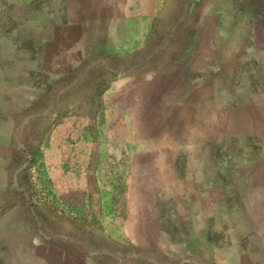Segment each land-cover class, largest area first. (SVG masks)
<instances>
[{
    "label": "crops",
    "instance_id": "1",
    "mask_svg": "<svg viewBox=\"0 0 264 264\" xmlns=\"http://www.w3.org/2000/svg\"><path fill=\"white\" fill-rule=\"evenodd\" d=\"M240 5L239 0H0V264L122 262L106 236L86 234L80 241L69 235L74 214L59 225L58 209L32 204L34 198L16 180L21 167H15V152L21 149L22 127L34 117L24 108L46 88L53 103L59 80L84 69L86 59L154 53L179 57L152 65L138 62L140 57L129 70L107 64L113 74L102 85L97 116L76 112L73 100L63 104L61 114L53 105L45 112L54 119L47 142L54 180L67 185L81 180L74 179L70 161L63 168V150L67 158L70 152L83 159L91 152L90 169L97 156L114 163L111 188L97 180L98 190L83 195L111 200L116 219L103 220L108 213L102 211L98 222L82 218L81 225L115 232L113 242L131 245L137 258L155 264H264V26L262 62L254 64L237 57L256 47L239 53L233 43L219 49L200 42L218 37V24L230 22ZM217 8H223L221 16ZM250 31L245 37L256 38ZM239 32L228 30L224 37L238 38ZM181 38L193 42L177 50ZM156 39L164 40L159 48ZM236 98L246 102L244 108L234 107ZM250 98H262V106H255L262 111V160L253 164L260 177L253 183L262 184L253 191L242 186L237 196L242 208L235 211L233 202L230 208L225 202L236 199L234 192L219 191L226 177L235 180L228 171L235 159L220 152L232 151L229 141L235 137L250 135L248 125H238L247 123ZM238 145L249 182L250 156L245 144ZM251 199L262 200V225L255 234L260 242L254 244ZM225 216L226 230L236 228L228 241L215 228ZM49 221L57 233L47 232Z\"/></svg>",
    "mask_w": 264,
    "mask_h": 264
},
{
    "label": "rangeland",
    "instance_id": "2",
    "mask_svg": "<svg viewBox=\"0 0 264 264\" xmlns=\"http://www.w3.org/2000/svg\"><path fill=\"white\" fill-rule=\"evenodd\" d=\"M241 5L233 8L235 11L234 14H227L230 17V22L223 20L218 24V30H220L218 37L216 35L212 39L208 40H200V42H210L211 44H217L219 49H225L233 43L238 49L237 52H247L251 47H256V51H249L251 54L249 56L238 55V59L242 60V58L248 57L246 63L254 64L257 61L262 62V27L264 26V0H239ZM215 9V8H213ZM219 11V16L223 13V8H217ZM216 12V11H215ZM190 15L195 17L194 12L190 13ZM227 19V17H225ZM190 29V28H188ZM240 31L238 33V38H226V31ZM247 30H251L250 32H254L256 38L245 37V33ZM189 31V30H188ZM231 35V34H230ZM251 37V36H250ZM192 41L190 39H177L176 40V49H180L185 43ZM164 40L156 39L155 45L156 48H159ZM166 57L178 58L177 54H165ZM162 54H149V55H137L130 56L124 59H119L118 57H95L92 59H86L84 69L76 70L74 74L70 78L59 80L58 86L56 87V91L53 93V98L56 95L57 98L54 99L53 103H51V94L49 88L44 89L43 97L37 98V101H32L29 105L24 108L28 114H32L33 119H28L26 126L22 127L21 134L19 135V146H17V150L15 152V167H21L20 172L16 175V180L21 184V188L30 193V195L34 198L31 202L32 204H36L37 201L41 203L44 209L48 210H56L58 209L61 214H59L57 220L60 225V222H65L67 218L66 214L70 217L72 214V224L68 230L69 235L74 236L77 240H83L87 238V235H93L97 239L99 235L106 236L107 244L109 245V249H111L113 255L115 256L118 253L122 255V262L112 259L110 264H155L145 261L144 259L137 258L134 248L131 245H126L125 243L122 247H118L119 245L114 241L115 232H98L97 230L88 231L81 224L82 218H85L89 221V223L98 222L99 218L102 216L99 212L106 211L108 214L104 219L108 221H113L116 217L110 214V211L113 209V204L109 199L99 200L96 196H85L84 192H89L93 190H98L99 183L97 180H102L101 184L103 186L107 185L111 188L112 176H110V172L112 170V166L114 163H109L105 159L103 155L97 156L96 162H94L95 166L93 169H90L89 164L93 161V155L90 152L89 157H83L77 151L74 153H69V158H67V152L65 150L60 151L62 157H60V161L64 162L63 168L66 169V163L68 161L71 162V166L75 168L76 177L74 179H78L81 176V180L79 182L72 180L69 185L64 180L61 182H56L51 174L50 168V160L53 157L51 154V150L47 146L48 137H49V128L51 122L54 121L52 118H47L45 116V112L49 110V108L56 107L58 113H62V106L67 101H74V107L76 112L88 111L90 115L97 116L100 108V103L104 98H101V93L103 88V84L106 83L113 72H108L105 68L108 65L114 69L115 67H119L124 65V70L131 69V65L136 63L137 58L141 57V60L138 62H143V64L152 65L154 63L159 62L161 59L165 57ZM261 60V61H260ZM129 66V67H128ZM128 67V68H127ZM236 79V78H235ZM70 81L69 86H66L65 83ZM229 80V79H228ZM257 83V82H255ZM258 86H254V90L258 91ZM262 90V88H261ZM252 101L250 111H247L248 119L245 124H238L239 128L242 126L248 125L250 135L243 136L244 139H240L239 137H235L232 141L230 140V145L232 147V151H222L221 153H228L232 156L235 161L231 163V168L228 169L230 174L235 175V180L232 181L231 177H226L229 181L224 180L222 184H220V196L224 194L226 189H229L231 192H234L236 199L232 200L228 198L225 200L226 206L230 208L232 202L235 206V211H238L242 208L241 198H238V195H241L240 190H243L244 185L247 187L251 186V191L256 189L255 187L258 185L257 180L258 177L257 166L253 164H257L260 159L262 160V111L256 107L262 106V98H250V102ZM234 107L244 108L246 102L241 101L239 99H234ZM99 109V110H98ZM38 114V115H37ZM36 115V117H35ZM238 128V127H236ZM239 138V139H237ZM238 143L245 144L247 147V151H245V156L249 153L251 168L248 173V178L246 177V167H243L241 160L243 158V152L238 150L236 146H239ZM98 152H96L97 154ZM86 156V155H85ZM68 159V160H67ZM85 160V166H82V162ZM79 162V165H78ZM100 165V166H99ZM229 165V166H230ZM79 166H82L79 168ZM221 169V168H220ZM235 169L234 172H232ZM85 170L89 171L86 175H82ZM92 170V172H91ZM224 173L226 170L224 169ZM225 176V174H224ZM230 178V179H229ZM84 179V181H82ZM245 180V182H242ZM251 180V181H250ZM103 181H106L103 182ZM238 181V182H236ZM247 181V182H246ZM18 184V183H17ZM262 184V183H260ZM243 186V187H242ZM241 188V189H240ZM246 190V189H245ZM40 199V200H38ZM249 201V200H245ZM225 202L223 203L225 205ZM99 204L101 206H99ZM225 206V207H226ZM250 218L252 222L251 235H252V244L259 243L256 232H259L258 226L262 225V200L259 199H251L250 205ZM36 214V212H35ZM87 216V217H86ZM185 216V215H184ZM227 217L223 218V225H221L222 220L215 225L217 229L219 227V232L225 240H229V237L232 233H235V226L229 225V229L226 230V222ZM237 217V216H236ZM229 219V217H228ZM85 220V221H87ZM50 221L47 225V232L57 233L56 229L52 230L49 226H52ZM71 223V222H70ZM258 224V225H257ZM228 225V224H227ZM61 234H66L67 228H63L62 226H58ZM73 227V231H70ZM62 228V229H61ZM87 234V235H86ZM89 238V237H88ZM254 242V243H253ZM117 244V245H116Z\"/></svg>",
    "mask_w": 264,
    "mask_h": 264
}]
</instances>
